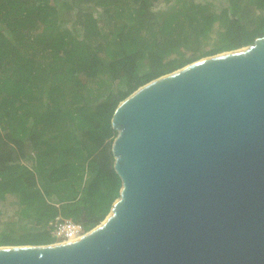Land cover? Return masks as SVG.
<instances>
[{"label": "water", "instance_id": "95a60500", "mask_svg": "<svg viewBox=\"0 0 264 264\" xmlns=\"http://www.w3.org/2000/svg\"><path fill=\"white\" fill-rule=\"evenodd\" d=\"M111 211L0 264H264V35L139 86L115 109Z\"/></svg>", "mask_w": 264, "mask_h": 264}, {"label": "trees", "instance_id": "16d2710c", "mask_svg": "<svg viewBox=\"0 0 264 264\" xmlns=\"http://www.w3.org/2000/svg\"><path fill=\"white\" fill-rule=\"evenodd\" d=\"M54 1L0 0V199L16 193L21 215L32 217L38 226L18 238L3 234L0 245L56 241L49 221L57 215L84 224L101 222L122 186L112 151L118 134L112 125L115 109L139 86L203 56L164 61L166 51L158 49L166 41H171V49L178 47L172 40L182 38V9L160 12L162 26L155 29L147 19L154 15L151 6L157 0H121L120 4L98 0L117 32L110 41L94 45L61 30L62 7ZM252 1L264 10V0ZM196 6L200 31L207 32L218 14L207 4ZM225 12L222 42L205 55L248 45L264 35V13L248 26L234 4ZM190 16L184 14L192 22ZM36 18L45 23L42 32L25 34L22 28ZM173 20L181 24L176 23L175 36L170 30ZM83 23L87 31H99L92 14ZM47 50L53 51V58L46 63L38 60V54L45 56ZM101 51L110 58L106 65L110 82L126 87L114 91L110 86L105 96L92 99L88 79L104 73ZM146 63L150 69L142 72ZM67 75L73 82L70 91L65 87ZM27 157L32 164L21 161Z\"/></svg>", "mask_w": 264, "mask_h": 264}, {"label": "rangeland", "instance_id": "374dc122", "mask_svg": "<svg viewBox=\"0 0 264 264\" xmlns=\"http://www.w3.org/2000/svg\"><path fill=\"white\" fill-rule=\"evenodd\" d=\"M108 3L119 2L121 0H106ZM110 1V2H109ZM52 2H55L52 0ZM57 5L61 6L59 12L60 19V28L61 30H70L74 35H78L81 39L90 41L95 45L97 42L110 41L109 39L113 36V33L117 32V29L113 27V23L111 21L110 15L105 12V6L98 3V0H56ZM197 4H207L210 9L215 11L218 14L217 20L214 22L211 29L207 32L200 31L201 23L199 18L196 16L198 11ZM235 5V9L239 11L240 15H243L244 21L247 22L248 26H252L255 20H258L259 16L264 13V10L259 8L252 0H157L152 4L151 10L154 14L152 17L150 16V23H153V28L160 29L161 23L160 20V12L170 11L172 9H182L183 14L180 15V22L183 20V33L182 38H178L177 40H172V43L177 44L178 47L171 49V41H166L160 46L163 48H158L160 50L166 51L164 56V61H168L174 57L183 56L188 58L196 55H203L202 57L208 56L205 55L211 48L215 45H219L223 39V32L225 28V21L227 18V14L225 9H227L230 5ZM116 6V5H115ZM239 7V8H238ZM229 12V11H228ZM191 14L193 21L184 17V14ZM93 15L97 20L98 30L94 28H90L87 31L85 28V17L89 15ZM155 15L157 17L155 18ZM264 15V14H263ZM190 16V17H191ZM111 21V22H110ZM179 22V21H178ZM176 20H173V24L171 25V32L176 35L177 29ZM1 24V23H0ZM45 23H41V21L36 18L35 23H27L24 28H22L25 34L39 35ZM181 25V24H180ZM179 23L178 26L180 27ZM151 30V29H150ZM175 30V31H174ZM152 31V30H151ZM98 32V35H97ZM145 32V29L142 30ZM151 34V32H150ZM26 37V36H25ZM90 37V38H89ZM30 39V37H29ZM31 40V39H30ZM50 48V46H48ZM167 49L171 50L168 51ZM47 55L39 53L38 60L46 63L50 59L53 58V51L47 50ZM100 55L103 56V65L102 69L104 73L100 74L94 79H88L91 85V98L95 99L98 94H107L109 87L111 86L114 91L117 89L125 88V84L121 83L120 85H116L117 82L111 81L108 78V72H106V65L109 62L110 58L105 54L104 51L100 52ZM201 57V58H202ZM150 69L149 65L146 63L142 66V72L148 71ZM80 76V75H79ZM76 76V77H79ZM65 87L70 91L72 89L73 82L70 81V77L67 75L66 77ZM76 82V81H75ZM88 90H86V93ZM70 94V93H69ZM72 96L69 95L68 103H72L74 99H71ZM95 101V100H94ZM32 153V152H31ZM22 162L32 164L31 158H22ZM20 205L18 196L16 193L7 194L5 199H0V237L3 234H9L13 237H20L26 233L32 232L38 228L35 224L32 217H23L20 213ZM111 211V210H110ZM100 223V222H99ZM97 224L88 223L85 224L88 230L94 228ZM56 242V241H55Z\"/></svg>", "mask_w": 264, "mask_h": 264}, {"label": "built area", "instance_id": "2783aa9c", "mask_svg": "<svg viewBox=\"0 0 264 264\" xmlns=\"http://www.w3.org/2000/svg\"><path fill=\"white\" fill-rule=\"evenodd\" d=\"M49 224L52 226L51 233L56 237V242L72 241L89 231L83 222L76 221L71 217L65 218L62 215L52 218Z\"/></svg>", "mask_w": 264, "mask_h": 264}, {"label": "crops", "instance_id": "0c3cea01", "mask_svg": "<svg viewBox=\"0 0 264 264\" xmlns=\"http://www.w3.org/2000/svg\"><path fill=\"white\" fill-rule=\"evenodd\" d=\"M8 194H10V193H8Z\"/></svg>", "mask_w": 264, "mask_h": 264}]
</instances>
